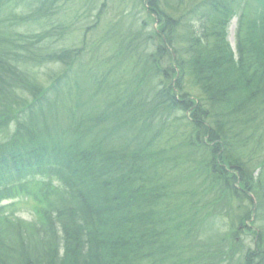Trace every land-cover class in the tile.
<instances>
[{
	"label": "trees",
	"instance_id": "16d2710c",
	"mask_svg": "<svg viewBox=\"0 0 264 264\" xmlns=\"http://www.w3.org/2000/svg\"><path fill=\"white\" fill-rule=\"evenodd\" d=\"M23 1L36 4L34 22L49 18L47 14L55 3ZM263 1L173 0L177 2L176 7L173 5L178 9L176 14L182 13L177 20L171 18L181 32L178 44L182 47L172 44L168 57L170 63H178V73L171 66V73L178 78L173 81L167 76L165 83L159 82L155 64L160 53L139 49L144 70H153H149V63L156 69L153 84L149 80L136 95L139 107L136 106L146 120L136 144H120L108 134L91 145L83 142V134L75 142L68 140L67 131L52 113L57 107L50 113L32 109L44 84H35L33 77L26 75L17 87L18 81H7L12 75V63L30 60L5 55L2 50L0 203L29 190L24 184L21 188L17 181L34 169L45 173L43 193L48 194L46 199L53 205L47 202L45 221L28 228L12 222L9 216L3 222L0 219V264H233V258L228 256L233 249H226L225 254L224 248L229 245L223 244V238L215 237L214 231L207 236L206 227L213 223L207 213L239 207V199L246 193L253 205L250 210L260 215L251 228L258 231L256 224L259 218L264 219V54L257 50L264 46V36L250 42L248 33L252 38L254 28L242 19L239 24L244 41L239 38L235 56L223 43V24L233 9L244 11L246 6V13L255 7L258 17ZM186 15L197 16L202 29L188 28ZM5 22L9 27L10 16L0 15V50L4 48L1 38L6 37L1 27ZM151 33L144 34L152 43ZM143 38L133 34L134 40ZM30 46H36L38 57L48 53L41 52L47 48L39 43ZM50 54L56 60L63 58L54 50ZM251 84L253 97L248 93ZM237 85L243 86L239 92L235 90ZM152 89L160 90V95L147 103ZM110 90L121 96L111 85ZM175 94L184 100H175ZM131 101L125 102V110L134 107ZM83 124L86 133L92 134V124L86 120ZM48 136L56 145L49 159L60 166L58 169L51 167L53 162L45 166L49 161L44 163L42 159L44 153H49L45 146ZM48 172H54L56 177L48 176ZM14 205L0 208V217L2 209L11 212ZM229 215L234 216L232 212ZM37 235H42L43 240ZM257 236L252 253L245 255L242 264L264 261V228ZM62 238L65 254L61 261L58 247ZM251 254L256 261L250 260Z\"/></svg>",
	"mask_w": 264,
	"mask_h": 264
},
{
	"label": "rangeland",
	"instance_id": "374dc122",
	"mask_svg": "<svg viewBox=\"0 0 264 264\" xmlns=\"http://www.w3.org/2000/svg\"><path fill=\"white\" fill-rule=\"evenodd\" d=\"M50 1H55V3H53L51 6V9L53 10L49 11L50 13L47 14L50 15L49 18H45L41 20V22L33 21L26 23V19L29 17H34L32 16L33 13L27 12V9L24 7L25 2H18L17 5L11 2V8L9 11L10 13H14V15H16V17L13 16V19H15L14 21H18L20 23L19 25H13V28L10 29L12 34L15 35V41H13L12 44L14 51L10 54H13L12 56L19 57L23 60L28 55H31L34 57L36 62H40L41 66L39 65L25 69L17 63H12L10 67L12 75L7 79L9 83H17V81L21 82L24 80L25 75L29 79L33 77V82L35 84H43V76L47 75V77H50L54 76L55 74L58 76L69 74L76 80H81L82 77H85L84 74L81 73L84 72L81 70L84 65H86L89 61L91 62L92 59H99V62H106V60L109 59V56L111 61L115 64V73L121 71L122 76L127 77L126 75L130 74L131 66L129 65L127 59L122 60L121 63L119 61L123 54L129 52V50L137 51L138 47H144V49L147 48L149 50L152 49L157 53H160L158 57L159 63L162 65L161 69L165 71V68L171 66L168 57L169 52H171L172 49L171 45L174 44L175 46H178V48L182 47V45L178 44L181 41V32L179 29H177L179 27L173 24L171 20V18L177 20L180 18L182 13L177 12L176 14L178 9H173V5L175 6L177 2H173V0ZM188 2L189 0H187V3ZM262 3L263 5L261 6L263 10H258L261 12L258 14V17H256V13L253 11L256 9L255 7L251 9V13H246L248 12V7L246 6L244 7V11H236L233 9L229 13L230 15L224 21L223 26L225 31L224 35H226V41L223 43L224 45L226 43L229 45L235 56H237V44H239L241 41L239 38H242L243 40V29L241 24H239L241 23L242 19L244 20V24L246 21H249V25L254 28V30L250 32L252 38L248 33L250 42L257 41L259 38L264 36V1ZM24 16L25 20L23 19ZM185 19L189 25L188 28L196 31L202 29V24L197 16L191 17L186 15ZM180 20L182 21L183 19L181 18ZM134 31H137L135 33L137 37L143 36L144 38L135 42L133 40ZM150 32L153 34L152 43L150 42L151 38L145 36L144 34H149ZM199 35L202 36V34ZM31 43H39L43 47H51L50 50L54 49V52L57 55L60 54V56L65 53V57L68 58V60H61V62L57 63L56 57H52V54L48 55L49 58L38 57L36 54V46H30ZM257 50L258 52L264 54V46L258 48ZM45 51V49H42L41 52L44 53ZM68 53H70V58ZM262 60L264 61V59ZM113 74L114 73L111 72V75ZM174 76L175 74L173 75V73H171L169 75V79L171 77L174 79ZM248 76L250 77L251 75L249 74ZM75 79H72L70 83L67 82L63 87L58 85L59 91H61L63 94H65V91H67L73 100H75ZM52 80L55 79L53 78ZM103 80L106 81L107 77H104ZM250 81H252V79ZM227 85L229 86V83H227ZM249 86L248 93L250 96L254 87L252 84ZM242 87V85H237L235 86V90L239 92ZM52 96L53 92H41L38 95L39 101L41 102L39 104V109L46 106L52 99ZM227 96L230 97V94ZM244 96H248V94H244ZM123 97V99L130 97L133 101V104L139 107V97H136V95L129 93ZM245 100L246 99H244V101ZM122 102L123 100H118L115 102L114 105L108 108L106 115L111 116L116 112L119 113L123 107ZM74 104H72L70 101L69 107L62 110H57L53 113L60 122V126L63 129L68 124V122L72 120L71 109L74 108ZM66 110H70V118ZM197 121L198 124L203 123L201 120ZM92 124H96V122L92 121ZM74 128L80 130L81 122L77 121L74 125ZM125 128L126 127L121 126L122 131L125 130ZM86 132L88 131H82L85 140H87L88 135H90ZM97 135L98 141L100 142L102 140V136L100 134ZM46 138L45 146L47 147L50 143L51 137L48 136ZM51 141L55 145V141ZM51 167H54L53 169L60 168V166L56 164H53ZM42 176L43 171L35 170L29 177L24 179H34L35 181H40ZM46 181L47 180L42 179L40 184ZM243 194V198L239 199L238 202L239 207H233L229 211H221L218 220L217 215H214L215 212L209 211L207 213L208 216H210L209 218L212 220V222L216 223L215 229L219 233H217V236L215 237L219 239L218 236H221V239L223 238V244L226 243L229 245L228 248H224L225 254L227 253L226 249H228L229 252L231 248L233 249V254H230V256L234 259L236 264H238V259H240V264L244 262L243 259H241L244 252H246V254L252 253L251 250L253 248V241L258 238L257 235H259V230L264 228V219L260 218V222L256 224L258 231H256L254 228H251L254 224V221H256L257 217L260 215H257L255 212L256 210H250V207L253 205H251L250 201H248L246 193ZM44 196L47 198L48 194L46 193ZM45 197H43V199H45ZM1 204L5 205V207H8L10 204H15L14 209L11 212L6 210L3 212V216H9L12 222H20V225L23 228H28V226L32 225V223L36 220L32 201L29 200L27 192L23 191L19 195H16L15 198L5 199V201ZM55 204L56 202L54 205ZM212 205L214 206V203ZM221 205L222 203L220 206ZM229 212L233 213L234 216L232 218L229 215ZM225 215H228L230 218H224ZM242 223L243 225H246L247 228L241 229ZM261 226L262 228H260ZM37 236L42 238L41 235ZM225 254L224 256H226ZM252 259L256 261L257 257L253 255ZM257 263L264 264V261ZM199 264H203V262L200 261Z\"/></svg>",
	"mask_w": 264,
	"mask_h": 264
},
{
	"label": "bare ground",
	"instance_id": "6f19581e",
	"mask_svg": "<svg viewBox=\"0 0 264 264\" xmlns=\"http://www.w3.org/2000/svg\"><path fill=\"white\" fill-rule=\"evenodd\" d=\"M194 97H195V95H194Z\"/></svg>",
	"mask_w": 264,
	"mask_h": 264
}]
</instances>
